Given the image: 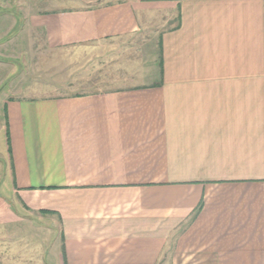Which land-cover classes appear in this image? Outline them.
Listing matches in <instances>:
<instances>
[{"label":"crops","instance_id":"crops-1","mask_svg":"<svg viewBox=\"0 0 264 264\" xmlns=\"http://www.w3.org/2000/svg\"><path fill=\"white\" fill-rule=\"evenodd\" d=\"M1 2L0 264H264V0ZM108 38L141 82L29 80Z\"/></svg>","mask_w":264,"mask_h":264},{"label":"rangeland","instance_id":"rangeland-1","mask_svg":"<svg viewBox=\"0 0 264 264\" xmlns=\"http://www.w3.org/2000/svg\"><path fill=\"white\" fill-rule=\"evenodd\" d=\"M3 1L13 5L12 11L17 16L38 12L32 7L37 0ZM3 6L1 2L0 8H5ZM143 50L142 43L129 38H108L89 45L63 47L51 57L31 59L28 77L31 76L29 80L33 83L38 80L41 87L35 90L45 94L126 87L143 80L142 74L148 69L150 60L149 51Z\"/></svg>","mask_w":264,"mask_h":264}]
</instances>
